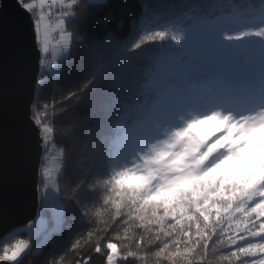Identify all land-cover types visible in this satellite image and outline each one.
<instances>
[{
	"label": "snow or ice",
	"instance_id": "snow-or-ice-1",
	"mask_svg": "<svg viewBox=\"0 0 264 264\" xmlns=\"http://www.w3.org/2000/svg\"><path fill=\"white\" fill-rule=\"evenodd\" d=\"M16 4L32 24L38 86L75 70L74 49L88 75L30 105L37 191L51 215L30 220L27 238L0 236V264H21L66 228L70 243L46 264H264V0L194 3L163 18L146 8L123 41L111 12L98 17L100 37L79 31L109 0ZM109 53L121 61L114 69ZM73 103L91 109L97 138L70 170L56 121ZM73 206L86 229L73 230Z\"/></svg>",
	"mask_w": 264,
	"mask_h": 264
},
{
	"label": "water",
	"instance_id": "water-1",
	"mask_svg": "<svg viewBox=\"0 0 264 264\" xmlns=\"http://www.w3.org/2000/svg\"><path fill=\"white\" fill-rule=\"evenodd\" d=\"M38 73L28 15L16 0H0V236L38 212L42 150L29 119Z\"/></svg>",
	"mask_w": 264,
	"mask_h": 264
},
{
	"label": "trees",
	"instance_id": "trees-1",
	"mask_svg": "<svg viewBox=\"0 0 264 264\" xmlns=\"http://www.w3.org/2000/svg\"><path fill=\"white\" fill-rule=\"evenodd\" d=\"M111 7L104 9L98 15L86 18L81 24L79 31L86 39L92 37H100L106 29L98 23V17H102L106 12H111L118 21H122V26H117L115 23L109 25L113 29L116 37L119 40H127L133 32V22L137 21L145 9H149L161 15L167 16L170 10L176 9L177 11L187 10L192 4H199L205 11L208 10L212 0H109ZM146 49H151L153 45H145ZM111 57V67L116 68L121 61L113 53H109ZM84 57V52L73 50V58L75 63V70L71 74H65L58 81H49L43 85H36L34 99L50 100L53 95L57 99L62 98L69 89L76 90L78 86L82 85L85 77L88 75L87 71L82 70L81 62ZM93 61V65H95ZM142 63V61H141ZM59 87H56V84ZM106 82L101 81L95 90L90 93V97H95L96 92L104 91L106 89ZM66 118L64 123H60V119ZM103 117V113H101ZM105 131H110L111 122L103 119ZM57 136L56 141L58 146L65 147L66 151L71 153L69 168L80 156H91L92 149L97 138V124L91 118V109L84 104H70L67 112H62L56 121ZM98 153L96 154L98 158ZM40 179V177H39ZM39 183V181H38ZM44 211L41 209L40 199L38 213ZM68 217L76 216L75 220L70 219V223L75 229H86V225L81 226L78 210L73 206L68 210ZM20 231L22 238H27V230L23 227L16 228ZM70 231L66 228L61 234H57L48 241L47 245L42 250L37 249V254L26 256L21 264H46L50 254L65 250L70 243ZM34 246V244H33ZM93 264H103L102 257H95Z\"/></svg>",
	"mask_w": 264,
	"mask_h": 264
},
{
	"label": "rangeland",
	"instance_id": "rangeland-1",
	"mask_svg": "<svg viewBox=\"0 0 264 264\" xmlns=\"http://www.w3.org/2000/svg\"><path fill=\"white\" fill-rule=\"evenodd\" d=\"M67 117H68V115H66L64 118H61V119H60V123H64ZM38 181H39V179H38ZM41 209H43V208H41ZM37 213H38V212H37ZM40 214H42V215H44V216H50V215H51V213H50L48 210H46V209H44V211H43L42 213H40ZM37 215H38V214H36L35 218L37 217ZM35 218H34V219H35ZM26 225H27V224H26ZM26 225H25V226H26ZM25 226H23V228H25V229L28 231V229H27ZM27 233H28V232H27ZM39 243H40L39 239L34 238V239L32 240V244H34V246L37 245V244H39Z\"/></svg>",
	"mask_w": 264,
	"mask_h": 264
},
{
	"label": "bare ground",
	"instance_id": "bare-ground-1",
	"mask_svg": "<svg viewBox=\"0 0 264 264\" xmlns=\"http://www.w3.org/2000/svg\"><path fill=\"white\" fill-rule=\"evenodd\" d=\"M37 85V84H36ZM38 208H39V206H38Z\"/></svg>",
	"mask_w": 264,
	"mask_h": 264
}]
</instances>
